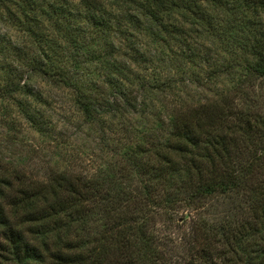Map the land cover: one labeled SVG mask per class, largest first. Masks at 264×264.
<instances>
[{
	"label": "trees",
	"instance_id": "16d2710c",
	"mask_svg": "<svg viewBox=\"0 0 264 264\" xmlns=\"http://www.w3.org/2000/svg\"><path fill=\"white\" fill-rule=\"evenodd\" d=\"M121 2L135 3L137 12L112 16L104 0H79L78 19L90 23L92 40L94 33L111 30L118 40L137 32L172 46L179 38L191 40L193 26L202 25L198 14L208 20L201 32L213 30L224 50L243 47L245 72L233 91L216 99H178L160 110L164 116L144 125V138L131 143L127 162L114 163L105 176L66 167L34 179L0 169V264H264V0ZM221 15L243 25L241 37L212 22ZM77 24L52 0H0V54L6 53L4 43L12 44V34L15 58L31 44L36 55L19 70L72 87L85 118L93 120L98 110L143 112L146 100L116 86L120 81L112 75L103 81L111 89L102 103L81 85H70L64 52L74 50V57L87 47L79 44ZM58 38L71 40L63 63L55 62ZM129 48L145 53L133 42ZM179 50L183 58L184 48ZM9 61L0 60V68ZM18 76L8 75L0 96L31 95ZM170 81L156 79L149 91L165 92ZM27 119L38 121L30 113Z\"/></svg>",
	"mask_w": 264,
	"mask_h": 264
},
{
	"label": "rangeland",
	"instance_id": "374dc122",
	"mask_svg": "<svg viewBox=\"0 0 264 264\" xmlns=\"http://www.w3.org/2000/svg\"><path fill=\"white\" fill-rule=\"evenodd\" d=\"M52 1L78 20L79 26L75 28V33L82 37L79 44L87 45L82 48L86 53H78L73 57L71 52L74 50L64 52V49L71 47V40L58 38L55 62L63 63L61 54L64 52L75 63V67H72L73 64L68 60V75L72 79L70 85H81L91 93L92 99L102 103L107 97L105 93L111 89V85L103 81L112 75L120 81L116 86L130 90L138 101L146 100V108L144 107L143 112L123 113L98 110L94 112L93 120L85 118L74 104L72 87L63 86V82H57L53 77L49 79L41 74L28 76L22 68L19 70L21 63L27 64L36 52L27 43L23 45L21 58L19 55L15 58L12 52L14 48L11 46L17 38L12 34V44L4 43L6 53L0 54V60H10L8 65L11 66V69L9 66L0 68V87L7 84L10 73H16L19 74L17 80L26 81L31 95L26 97L25 93L15 92L0 96V169L3 171L35 179L45 177L47 172L70 167L83 176L89 177L96 172L105 176L114 163H118V166L120 161L127 162L125 153L131 143H139L144 138L141 133L144 125L157 122V118L164 116L160 110L171 109L178 99L180 103L186 104L216 99L222 93L233 91L240 74L245 72L241 67L247 56L243 47L237 46L234 51L227 52L213 30L210 34L202 33L201 26L204 27L208 21L202 15L194 14L202 25L193 26L191 40L184 37L180 41L179 38L172 46L165 44L162 38L150 41L147 36L137 32L118 40L111 30L100 34L98 32L96 36L94 33L92 40L87 33L88 28H91L90 23L83 16L78 19V15L83 14L79 0ZM104 1L106 12L112 10V16L115 12H137L135 3ZM107 17L110 19L111 15ZM221 17L222 15L220 18L216 17L212 22L218 24L221 21L224 33L232 30L233 34H237L235 39L241 37L243 25L238 24L237 20ZM116 18L117 15L114 16V21ZM262 21L264 23V18ZM158 27L159 23L154 22L153 31ZM91 31L92 29L89 32ZM162 35L164 37L165 33L162 32ZM185 39L189 40L183 43ZM131 42L136 43L140 51H145L144 55L129 48ZM162 47L165 54L157 53ZM181 47L184 48L183 58L179 50ZM9 57L14 58V62ZM166 78L171 79V84L165 88V92L149 91L150 88L155 89L156 79ZM29 113L36 115L38 121L35 124L27 119ZM126 166L129 167L128 163Z\"/></svg>",
	"mask_w": 264,
	"mask_h": 264
}]
</instances>
